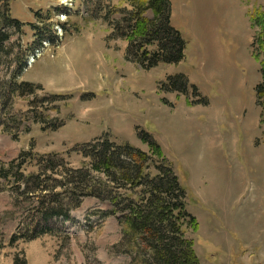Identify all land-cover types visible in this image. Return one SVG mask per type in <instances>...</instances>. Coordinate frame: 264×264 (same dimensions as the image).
<instances>
[{"label":"rangeland","instance_id":"374dc122","mask_svg":"<svg viewBox=\"0 0 264 264\" xmlns=\"http://www.w3.org/2000/svg\"><path fill=\"white\" fill-rule=\"evenodd\" d=\"M3 1H10V15L21 28L4 30L8 40L0 51V113L19 133L16 141L0 134V171L22 150L59 155L79 168L88 161L75 149L104 136L148 153L138 138L146 132L186 192V209L199 226L186 238L194 242L200 263L264 264V99L258 102L255 93L264 77L255 21L264 13V0H173L172 26L187 42L185 58L148 71L128 60L120 37L126 33L120 22L133 10L129 0ZM38 12L49 14V23L37 24ZM144 17L152 20L153 14L148 10ZM32 25L44 29L41 45ZM57 26L61 37L52 34ZM41 47L26 67L34 48ZM177 74L188 78V94L162 93ZM13 81L41 91L16 93L4 109L3 91ZM151 164L159 162L154 157ZM33 169L34 164L24 166ZM92 202L87 198L70 213L73 231L66 230L67 240L43 236L9 246L33 202L17 201L15 186L0 178V264H12L21 252L28 264H131L122 215L105 217L112 206L95 202L99 207L93 208ZM94 212L104 217L101 224Z\"/></svg>","mask_w":264,"mask_h":264},{"label":"trees","instance_id":"16d2710c","mask_svg":"<svg viewBox=\"0 0 264 264\" xmlns=\"http://www.w3.org/2000/svg\"><path fill=\"white\" fill-rule=\"evenodd\" d=\"M9 2L0 0V51L4 50V43L8 40L4 30L21 28V24L10 15ZM129 2L133 10L120 22L126 26L120 29L126 30L120 37L126 40L128 60L147 71L160 64H180L185 58L187 42L171 25L170 0ZM148 10L153 14L152 20L144 17ZM263 14H257L255 21L261 30L257 44L264 55ZM35 16L37 24L50 21L49 14L38 12ZM42 28L32 25L34 38H39L38 45L47 38ZM51 28L50 25L49 32ZM163 88L162 93H175L178 98L188 94L190 83L185 75L177 74L169 77ZM36 89L41 91L40 86L30 83H9L3 91L2 107L11 106V98L16 93L21 97L26 93L34 96ZM255 90L260 102L264 99V77ZM53 98L62 97L53 95ZM7 120V116L0 113V134L16 141L19 133L12 130L15 124L11 125ZM56 128L54 125L53 130ZM138 138L147 146L148 153L128 144L116 145L107 136L79 145L75 150L88 163H81L75 169L67 166L59 155H34L30 150H22L8 169L0 171V178L5 184L15 186L17 201L28 199L33 202V207L26 210L8 245L31 242L43 236L67 240L62 220L69 219L72 211L91 198L112 206V211L103 213V216L122 215L120 225L126 241L125 254L131 258V264H201L194 242L186 238L188 232L195 234L199 228L196 219L186 209V192L156 141L146 132H139ZM154 157L159 165L151 164ZM30 164H34L33 172L24 171V166ZM121 189L129 195L123 198L117 193ZM12 264H28V260L21 252L13 257Z\"/></svg>","mask_w":264,"mask_h":264},{"label":"crops","instance_id":"0c3cea01","mask_svg":"<svg viewBox=\"0 0 264 264\" xmlns=\"http://www.w3.org/2000/svg\"><path fill=\"white\" fill-rule=\"evenodd\" d=\"M170 2H171V18H170V20H171V25H172L173 24V21L176 19L175 18V4H174V1L173 0H170ZM85 202L83 204H85ZM95 202H98V201H96L95 199H93V202L91 203V205L93 206V208L96 206V203ZM96 207L98 208L99 205H97ZM70 217L73 218V216L71 214H70Z\"/></svg>","mask_w":264,"mask_h":264},{"label":"built area","instance_id":"2783aa9c","mask_svg":"<svg viewBox=\"0 0 264 264\" xmlns=\"http://www.w3.org/2000/svg\"><path fill=\"white\" fill-rule=\"evenodd\" d=\"M39 54L36 52V56H38Z\"/></svg>","mask_w":264,"mask_h":264}]
</instances>
